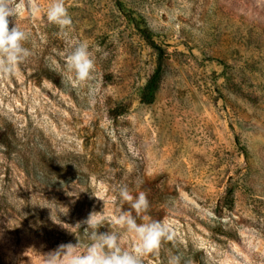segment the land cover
I'll use <instances>...</instances> for the list:
<instances>
[{
    "label": "rangeland",
    "instance_id": "374dc122",
    "mask_svg": "<svg viewBox=\"0 0 264 264\" xmlns=\"http://www.w3.org/2000/svg\"><path fill=\"white\" fill-rule=\"evenodd\" d=\"M120 1L127 15L116 0H65L64 34L52 0H14L9 29L30 34L32 55L0 78V264H44L77 237L83 252L77 224L93 211L100 232H123L112 220L126 213L169 226L143 264H264V0ZM77 41L95 62L85 83L66 66ZM124 185L147 211L121 201ZM135 243L124 232L121 246Z\"/></svg>",
    "mask_w": 264,
    "mask_h": 264
},
{
    "label": "clouds",
    "instance_id": "9594fccd",
    "mask_svg": "<svg viewBox=\"0 0 264 264\" xmlns=\"http://www.w3.org/2000/svg\"><path fill=\"white\" fill-rule=\"evenodd\" d=\"M19 6H14V0H0V78L14 76L19 66L26 62L32 55L24 44L29 40L30 34L21 30L17 24L9 29L8 17L16 16ZM49 24L58 26L61 33L67 34L73 21L69 15L65 0H52L47 10ZM70 51L66 55L67 69L74 73L76 82L85 83L92 79L95 68L93 53L84 41L70 43ZM119 197L122 202L130 204L137 215L147 211L149 201L145 192L140 191L135 197L127 185L119 189ZM106 217L102 212L89 214L88 218L77 225H84V234L88 243L81 252V240L78 243L61 244L57 249L43 255L44 264H143V257L156 253L162 240L171 239V229L165 223L154 221L138 224L131 213L121 214L114 218L112 223L124 230L100 232L104 227ZM124 232L133 234L136 243L131 250L121 246ZM168 264H193L191 259L180 254L169 257Z\"/></svg>",
    "mask_w": 264,
    "mask_h": 264
},
{
    "label": "trees",
    "instance_id": "16d2710c",
    "mask_svg": "<svg viewBox=\"0 0 264 264\" xmlns=\"http://www.w3.org/2000/svg\"><path fill=\"white\" fill-rule=\"evenodd\" d=\"M116 3L119 7V9L124 12V14H128L125 13V7L123 5V3L120 0H116ZM138 29L141 31L142 35L144 36L145 40L148 42V44H150L151 46H153L154 48H156L157 50H160L159 54L160 56H162L163 54V49L161 46H159L154 39L152 38V31H150L149 28L147 27H138ZM161 59V58H160ZM160 75H161V62L159 63L158 69L155 71V73L152 75V77L149 79V81L147 82L143 92H142V100L144 102H152L154 100L155 97V92L158 88L159 85V80H160Z\"/></svg>",
    "mask_w": 264,
    "mask_h": 264
}]
</instances>
